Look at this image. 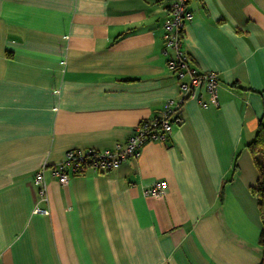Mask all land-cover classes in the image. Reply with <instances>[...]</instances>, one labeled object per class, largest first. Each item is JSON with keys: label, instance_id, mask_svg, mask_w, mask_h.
<instances>
[{"label": "crops", "instance_id": "1", "mask_svg": "<svg viewBox=\"0 0 264 264\" xmlns=\"http://www.w3.org/2000/svg\"><path fill=\"white\" fill-rule=\"evenodd\" d=\"M170 4L0 0V264H262L248 146L264 127V0L190 1L183 50L219 74L217 102L186 101L168 141L116 169L52 174L70 151L125 145L179 98ZM158 182L166 195L145 196Z\"/></svg>", "mask_w": 264, "mask_h": 264}, {"label": "built area", "instance_id": "2", "mask_svg": "<svg viewBox=\"0 0 264 264\" xmlns=\"http://www.w3.org/2000/svg\"><path fill=\"white\" fill-rule=\"evenodd\" d=\"M190 1L171 0L169 19L164 27L165 53H173V57L168 62V68L179 80V98L171 99L166 103L162 117L142 122L125 145H118L114 150L106 151L90 149L68 152L64 162L52 169L53 176L61 185H67L73 177L85 175L89 170L108 172L116 169L127 161L139 157L146 144L154 141H168L173 133L174 125L181 123L177 112L186 101L195 99L200 105L205 106L203 91L217 102L220 87L219 74L198 72L191 66L190 58L183 50L186 26L194 19V14L189 9ZM44 173L45 169L37 173L35 184L39 187L42 200L47 201V183ZM167 189V183L158 182L144 194L147 197L159 198L166 195ZM37 212L49 214L48 211L41 209Z\"/></svg>", "mask_w": 264, "mask_h": 264}, {"label": "trees", "instance_id": "3", "mask_svg": "<svg viewBox=\"0 0 264 264\" xmlns=\"http://www.w3.org/2000/svg\"><path fill=\"white\" fill-rule=\"evenodd\" d=\"M248 150L251 153L259 174L257 184L252 188V192L258 200V207L263 220V231L261 234L260 245L264 250V127L262 125H260L258 129L254 141L249 144ZM262 264H264V253Z\"/></svg>", "mask_w": 264, "mask_h": 264}]
</instances>
